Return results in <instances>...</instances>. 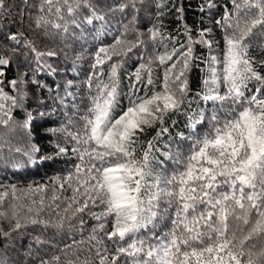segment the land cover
<instances>
[{"label": "snow or ice", "instance_id": "1", "mask_svg": "<svg viewBox=\"0 0 264 264\" xmlns=\"http://www.w3.org/2000/svg\"><path fill=\"white\" fill-rule=\"evenodd\" d=\"M22 2L28 27L38 35L59 37L61 43L71 39L81 48L91 43L85 50L92 71L84 81L88 106L79 116L82 124L69 120L75 130L68 125L48 129L63 134L64 142L57 139L54 152L38 158L68 155L71 142L77 163L44 183H0V220L13 222L8 232L0 228V235L10 239L28 225L61 231L74 218L83 229L87 216L96 224L86 239L63 248L53 245L56 251L38 264H121L122 257L127 258L124 264H264V247L248 243L264 235V59L250 52L264 48V42L257 44L264 38V0H226L230 7L219 19L217 0H200L196 11L202 19L195 29L182 3L155 0V22L144 32L136 27L143 0ZM0 10L7 12L6 0H0ZM129 10L131 19L120 22L112 42H101L111 34L109 14L126 18ZM172 12L177 26L168 32L159 18ZM203 18L221 29L222 49ZM0 36L12 42L11 47L0 45L11 53L0 55V125L15 126L12 113L22 107L27 74L7 80L4 69L23 57L33 75L52 73L48 58L57 52L40 50L35 40L21 39L20 31L9 29ZM197 46L207 48L208 57L195 55ZM133 59L139 62L129 72ZM198 61L206 67L201 90L192 95L189 74ZM71 87L70 80L64 84V96L73 95ZM54 99L64 103L63 96ZM199 101L210 102L211 116ZM73 107L78 114V106ZM178 113L188 115L190 128L208 121L202 135L177 134L182 141L195 136L187 155L163 143L165 134L170 137L166 120ZM148 129H155V135L141 140ZM5 143L13 147L9 141L0 146ZM15 151L32 161L40 149L28 144ZM165 160L176 166L170 176L157 172ZM161 201L167 203L162 212ZM34 239L38 245L48 243L40 236Z\"/></svg>", "mask_w": 264, "mask_h": 264}, {"label": "trees", "instance_id": "2", "mask_svg": "<svg viewBox=\"0 0 264 264\" xmlns=\"http://www.w3.org/2000/svg\"><path fill=\"white\" fill-rule=\"evenodd\" d=\"M30 2L34 3L35 0H30ZM106 2L111 5L114 0H106ZM199 2L200 0H177L178 4H183L186 10L187 23L192 25L194 29L199 26L202 19L201 15L196 11V5ZM217 3L220 7L214 11L218 13L216 19H219L224 7H230V5L227 4L226 0H217ZM6 4L8 5L7 12L0 10V33H8L9 29L12 32L20 31L24 33V37L21 39L35 40L40 50L53 49L57 52L56 56L48 58V63L55 70L52 73L40 71L33 75L24 63L23 57H15L12 65L4 69L7 80L13 79L17 74H27V83L24 85L22 107L13 109L12 113L17 124L15 126L11 124L0 125V141H9L13 146L11 149L6 143L0 146V183L26 187L29 183H44L53 176H63L77 163L76 157L71 155V142L67 144L69 148L68 155L43 162L39 161L38 158L54 152L52 145L57 139L61 143L64 142L63 134H54L48 129H59L63 125H68L69 128L75 130L72 124H68L69 120L74 121L77 126L82 124L79 116L83 115L88 106L87 86L84 81L92 71L90 67L91 57L85 49L91 48L93 45L89 43L81 48L79 43H75L71 39L61 43L59 37L51 39L38 35L28 27L29 12L25 11L26 6L22 0H6ZM189 4L192 5L191 8ZM140 7L141 10L137 13L136 27L141 32H144L155 22V0H143ZM168 7L172 8V5L169 4ZM22 13L23 20L21 19ZM175 15V12H172L159 18L166 26L168 32H172L177 26ZM131 16V10L128 11L126 18H122L119 13L115 16L109 14L108 20L111 34L102 36L101 42L105 44L111 43L113 35L116 34V30L120 26V22L128 23ZM203 22L204 25L213 29L210 35L219 42V46L222 49L223 38L221 29L215 27L208 18H203ZM99 26L98 22L96 27L99 28ZM262 42H264V38L258 40L257 44ZM2 44H8L9 47L12 46L11 41L0 36V45ZM65 44L68 47H65ZM250 52L258 59H264V48L254 47L250 49ZM0 55L9 56L11 53L0 46ZM195 55L206 58L209 52L207 48L197 46ZM138 62L136 59L130 60L127 65L128 71H133ZM197 63L199 67H194L189 74V85L192 89V95L200 92L204 75L201 69L206 67L202 61ZM69 80L72 81V87L68 89V92L73 95L64 96V84ZM39 85L46 86L40 87ZM126 85L127 80L125 79L124 86L126 87ZM6 90L10 94H14V90L10 88H6ZM57 95L64 97L63 104H61L60 100L54 99ZM74 103L79 108L78 114L77 108L73 107ZM192 107L196 108L197 104L194 103ZM199 107L206 109V115L211 116L210 102L206 105L203 101H199ZM20 125L23 126L21 127ZM165 126L169 129L170 137L169 134H165L163 143L169 144L174 152L179 151L187 155L195 136L190 140L182 141L177 134L182 132L185 137H188L189 133L198 132L202 135L208 129V121L206 119L201 120L199 125L190 128L188 127V115L178 113L170 116L166 120ZM154 135L155 129H148L141 136V140L151 139ZM28 144H34L40 149L32 161L22 153L15 151V146L26 148ZM160 147L162 151L167 150L162 145ZM160 159L164 160V157L161 156ZM175 167L172 160H165L162 166L157 167V172L170 176ZM70 194L69 192L68 195ZM166 207L167 203L161 201L160 211L162 212ZM45 218L51 219V216L45 213ZM84 219L86 224L83 229L79 225V221L74 218L70 222L71 227L66 224L61 231L51 227L44 229L43 226L28 225L22 234L12 233L10 239L0 235V264H38L40 258L46 259L56 251L53 245H56L57 248H63L65 244H72L74 240L86 239L96 221L87 216ZM164 223L171 227L170 220H165ZM12 224L13 222L8 219L0 220V228L4 232H8L12 228ZM231 226L235 230L236 222L233 221ZM161 231H163V228ZM36 236H40L42 241H48V243L38 245L34 239ZM248 243L255 244L257 248L264 247V235L254 237ZM126 259V257H122L121 264H124Z\"/></svg>", "mask_w": 264, "mask_h": 264}]
</instances>
